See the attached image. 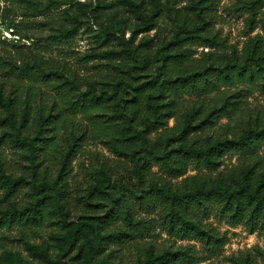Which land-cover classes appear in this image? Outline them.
<instances>
[{"label": "rangeland", "instance_id": "obj_1", "mask_svg": "<svg viewBox=\"0 0 264 264\" xmlns=\"http://www.w3.org/2000/svg\"><path fill=\"white\" fill-rule=\"evenodd\" d=\"M136 1L139 12L128 0H0V89L4 95L17 96L18 113L27 108L29 134H34L40 112L50 114L55 121L46 132L52 137L40 142L33 158L28 148L0 137V176L3 173L22 178L19 189L11 195L18 206L36 198L32 182L58 180L63 188L59 198L68 210L63 219L58 206L50 203L38 223L20 219L0 222V264H88L85 248L78 252L82 242L89 246L93 262L105 259L109 264H140L147 260L150 249L152 254L174 251L171 264H264L261 220L255 227L243 220L235 221L221 210L219 201L212 199L205 207L190 200L185 204L176 201L179 210L218 236L217 240H207L172 216V204L148 184L151 178L166 179L172 188L182 190L193 175L213 178L218 172L226 174L242 159L239 150H227L216 168L189 159L184 173L178 176L164 173L152 163L146 178L138 181L129 155L119 153L108 142L101 117L89 118L70 105V99H77L85 90L86 80L114 81L121 74L116 67L105 64L104 58L94 55L109 46H119L116 44L120 38L154 50L159 41H176L185 35L181 23H198L202 25L199 35L207 39L192 37L180 42L194 64L204 61L208 53L216 62L222 61L223 54H240L252 37L264 46V0L255 5H250L251 0H201L196 8L197 0ZM157 11L156 24L144 25L143 17ZM33 54L43 67L57 68L67 78L75 77L76 86L60 83L63 78L57 76L41 77L40 66L30 72L22 69L23 62L31 60ZM229 88L238 91L235 96L240 105L232 116L219 117L205 128L213 138L229 137L248 120L264 121V87L259 80L235 81ZM215 97V91L206 95L185 93L183 106L203 102L210 107ZM4 114L0 106V115ZM180 125L181 120L172 116L150 137L158 132H176ZM256 154L259 164H264V140ZM99 170L108 172L109 184L104 181L100 190L89 193L97 183ZM3 190L0 178V208L9 206ZM127 207L131 220L121 214ZM108 208L110 213L118 214L102 223L101 234L105 236L96 247L88 222L103 216ZM76 222L82 225L70 244L68 230ZM117 228L126 233L106 234ZM29 244L47 255L34 253Z\"/></svg>", "mask_w": 264, "mask_h": 264}, {"label": "trees", "instance_id": "obj_2", "mask_svg": "<svg viewBox=\"0 0 264 264\" xmlns=\"http://www.w3.org/2000/svg\"><path fill=\"white\" fill-rule=\"evenodd\" d=\"M128 1L140 11L136 0ZM200 1H195V8L196 3ZM259 1L251 0L250 5ZM197 13L201 14L200 11ZM158 15L157 11L143 17L144 25L156 24ZM201 26L192 21L181 23L180 29L186 34L176 41H159L154 50L148 45H133L130 41L120 38L116 44L119 46H109L94 53L104 58L105 64L119 69L121 74L114 81L86 80L85 90L81 91L77 99H70V105L88 114L89 118L101 117L100 121L105 122L102 128L108 142L119 153L129 155L138 181L146 178L147 169L152 163H157L164 173L178 176L184 173L189 159L194 158L199 163L216 168L219 158L227 150H239L242 159L226 174L218 172L213 178L193 175L189 178L190 183H186L182 190L172 188L166 179L158 181L151 178L148 182L150 189L158 190L169 200L172 204L169 211L181 224H188L207 240H217L216 234L203 229L199 222L179 210L176 201H183L185 204L190 200L205 207L206 202L212 199L219 201L221 210L235 221H246L252 224V227H255L258 220L264 224V164H259L256 154L257 146L264 140V121L248 120L239 130L232 131L229 137L217 135L213 138L205 130L214 124L217 118L232 116L237 111L240 99L235 95L238 91L231 92L229 88L233 82L259 80L260 86L264 87V46L257 37H252L240 54L232 51L229 55L223 54L221 62H216L208 53L204 61L194 64L190 62L188 51L180 48V42L192 37L207 39L199 35ZM36 66H40L37 69L41 77L52 79V76H57L63 78L60 83L72 86L77 84L75 77L67 78L57 68L43 67L34 54L31 60L23 62L21 68L33 71ZM211 91L216 92V102L212 106L205 107L203 102L183 106L185 93L206 95ZM18 105L17 96L4 95L2 88L0 89V106L5 109V114L0 115V137L13 145L28 148L33 158L41 147L40 142L52 137L50 134L46 135V132L52 129L55 121L50 118V114L44 115L40 112L33 129L34 134L31 135L26 130L29 112L24 107L18 113ZM172 116L181 120L177 131L158 132L151 138L150 133L165 126ZM98 173L97 183L90 187L89 193L94 189L100 190L104 181L109 184L108 172L99 170ZM0 178L4 183V199H8L9 204L6 208H0V222L8 223L20 219L38 223L50 203L56 204L61 218L66 219L68 210L65 201L59 198L63 188L58 180L50 182L42 179L32 182L31 188L36 198L28 205L18 206L11 199V195L19 189L22 178L3 173ZM185 180L187 182V179ZM110 212L108 208L103 216L88 222L96 247L101 245L105 236L101 234L102 223L118 214L117 211L115 215ZM121 214L123 218L131 220L129 207ZM81 225V222H76L70 226L67 234L70 244L75 241L76 232ZM179 227L181 226L178 225V229ZM125 233L123 229L117 228L106 234L119 236ZM28 247L34 253L46 254L36 245L29 244ZM82 248H85L88 264H109L105 259L93 262L86 242L79 244L78 252ZM148 253L147 260L140 264H171L175 256V252L171 250L152 254L150 249Z\"/></svg>", "mask_w": 264, "mask_h": 264}]
</instances>
